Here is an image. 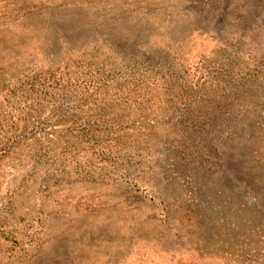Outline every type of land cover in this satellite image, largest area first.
Instances as JSON below:
<instances>
[{"label":"rangeland","instance_id":"obj_1","mask_svg":"<svg viewBox=\"0 0 264 264\" xmlns=\"http://www.w3.org/2000/svg\"><path fill=\"white\" fill-rule=\"evenodd\" d=\"M0 264H264V0H0Z\"/></svg>","mask_w":264,"mask_h":264}]
</instances>
